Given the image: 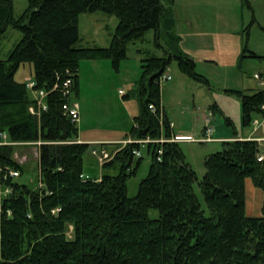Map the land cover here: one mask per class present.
I'll return each mask as SVG.
<instances>
[{"label":"trees","instance_id":"1","mask_svg":"<svg viewBox=\"0 0 264 264\" xmlns=\"http://www.w3.org/2000/svg\"><path fill=\"white\" fill-rule=\"evenodd\" d=\"M175 4L30 0L16 16L13 0H0V43L9 28L22 33L9 56L0 59V139L5 132L14 142H42L40 177L34 184L9 175L11 170L21 175L24 165L14 156L15 145L0 146L1 184L10 188L0 201V264H264V216L246 212V179L264 193V143L241 139L235 131L232 140L223 141L222 150L205 157L201 181L179 142L147 143L150 170L134 197L127 192L128 180L143 159L134 153L142 149L137 142L114 144L111 153L116 152L102 165L101 177L82 176L88 150L107 143L79 142L77 121L63 110L65 102L77 101L81 61L110 59L119 71L128 44L155 31L164 55L142 59L136 88L139 113L124 139L174 136L161 93V78L173 61L189 78L211 85L181 46ZM94 12L117 17L111 43L78 47L80 16ZM251 22H256L254 16ZM243 34L238 64L247 58L264 60L248 47L249 27ZM24 63L33 65L35 88L49 92L39 117L30 112L35 98L27 82L15 78ZM68 77L73 84L66 94L62 85ZM230 91L241 99L245 126L264 115V89ZM210 108L220 111L216 102ZM225 119L235 129L233 119ZM196 182L204 202L194 190ZM151 209L159 217L150 218Z\"/></svg>","mask_w":264,"mask_h":264},{"label":"rangeland","instance_id":"2","mask_svg":"<svg viewBox=\"0 0 264 264\" xmlns=\"http://www.w3.org/2000/svg\"><path fill=\"white\" fill-rule=\"evenodd\" d=\"M29 1L13 0L16 16L25 11ZM182 1L187 4L203 2L202 5L204 6L216 5V17L219 23L229 20L230 27L233 24L232 30L235 33L241 32L243 48L245 44L243 31L249 27L248 47L257 54L264 55V0ZM211 13L209 11V14ZM253 16L256 18L255 23L251 22ZM243 20L244 23H242ZM117 24V17L108 16L102 12L82 14L79 20L81 40L76 46H109ZM21 37L22 33L20 31L13 28L8 29L0 43V59H6L9 56ZM149 55H164V50L155 43V31L153 29L146 33L144 40L128 44V57L122 60L119 71L113 67L110 59H86L81 61L79 70L80 88L77 98L81 113L77 122L80 137L89 139V137L97 135L118 134L121 138H124L130 132L134 124V115L139 113L136 88L137 81L142 73V59ZM196 70L209 78L210 86L197 82L183 74L176 61H173L166 71V74H171L172 78L162 80V103L169 117L177 125L176 127L182 129L184 126L190 125L194 129L191 132L199 137L207 116L211 118L214 126L215 122L228 126L225 116H229L235 124V129L229 126L233 130L232 135H235V131H237V135L242 133L246 136L249 135L253 125L245 126L243 124L241 99L230 90L250 89L253 91L258 89L260 86L253 76L259 71H264V60L247 58L235 66L199 63ZM27 77L32 79L34 77L33 65L30 63L22 64L15 76L16 80L20 82H26ZM170 83L175 86L173 90L169 88ZM215 102L220 111L213 113L210 107ZM118 130L120 133L114 132ZM259 133L263 134L262 131ZM8 141L11 140L8 139ZM124 141L120 143L121 146L126 145ZM12 145H15L14 156L24 165V171L20 176L15 177V180L21 183H38L40 177L38 147L40 144H19L16 142ZM181 147L186 154L188 163L195 169L198 180L201 181L206 171L205 157L210 153L222 150L223 142H184L181 143ZM114 148V145L107 146L109 152H113ZM95 149L100 148L96 147ZM141 155L143 159L136 174L128 180L127 193L130 197H134L138 193L140 181L148 175L150 170L151 155L147 152L146 145L142 147ZM99 164L103 165L99 160V156L94 155L91 149L88 150L85 154L84 174L98 177L101 170ZM5 189L6 187L1 184L0 179V200L4 196ZM194 190L201 201L204 202V194L199 182H196ZM149 217H159V211L151 209Z\"/></svg>","mask_w":264,"mask_h":264},{"label":"crops","instance_id":"3","mask_svg":"<svg viewBox=\"0 0 264 264\" xmlns=\"http://www.w3.org/2000/svg\"><path fill=\"white\" fill-rule=\"evenodd\" d=\"M175 1L177 32L182 37L181 46L183 50L190 54L196 60L197 64L203 63L213 64L217 66L237 65L239 57L243 50V37L240 31L235 33L232 30L233 24L230 27L229 20L219 23L218 18L216 17L217 6L214 4L204 6L202 5L203 2H189L190 4H187L182 0ZM209 11H211L212 13L209 14ZM242 23H244V20L242 21ZM174 87V84L170 83L169 88L173 90ZM258 89H260V87ZM163 107L164 110H166L164 105ZM208 117L209 116H207L206 119ZM171 121L174 129V138L176 142H179L180 144L184 142L205 143L201 140V138L203 137L206 120L205 125L203 126L202 133L199 137H196L193 132H191L194 129L190 125H186L182 129H179L176 127L177 125L172 119ZM114 132L120 133L119 130ZM232 133L233 130L229 126H225V124L223 123L215 122L213 133V137L215 138V140L211 141L210 143L232 140L234 136H236V134L232 135ZM250 135L251 132L247 136L242 133L239 135V138L248 139ZM78 140L79 142H87L92 144L107 143V145H105V148H107L108 145H114L116 143L120 144L125 139L121 138L118 134H103L102 136L97 135L89 137V139H85L83 137H80L79 134ZM101 175L102 166L100 170V175H98V177H101ZM246 194L247 214L249 216H264V193L260 188L254 185L253 181L250 178L246 179Z\"/></svg>","mask_w":264,"mask_h":264},{"label":"built area","instance_id":"4","mask_svg":"<svg viewBox=\"0 0 264 264\" xmlns=\"http://www.w3.org/2000/svg\"><path fill=\"white\" fill-rule=\"evenodd\" d=\"M254 79L258 82L259 86L261 89H264V71H260L254 74ZM172 76L170 74H165L162 76L161 78V83L163 79L169 80L171 79ZM26 82H27V87L31 90L33 97L35 98V103L30 106V111L32 112V114L34 115H41L42 110H45L47 108V104H46V96L49 93L46 90L43 89H37L35 88V81L34 79H32L31 77H27L26 78ZM73 84V79L71 77H68L64 83H63V89L65 91L66 94L70 93V88ZM58 84H56L54 86V89H57ZM150 107L153 109L154 106L150 105ZM264 110V104L261 107ZM63 110L64 113L68 116H70L74 121H79L80 118V106L79 103L77 101L74 102H65L63 104ZM251 124L253 125V129L251 131V135L248 139H252V140H257L260 143H264V115H259L257 117H255ZM262 131L263 134H260L259 132ZM213 133H214V126H213V121L211 120L210 117H208L206 119V125L204 128V133H203V137L201 138L202 141L204 142H211L214 141L215 138L213 137ZM1 139H0V146L1 145H12L15 144L16 142H12V141H8V137L7 134L5 132L1 133ZM165 141H175L174 136L172 138H168V139H151V138H145V139H140V140H134V139H127L126 141H124V143H131V142H137L139 143L142 147L145 146V144L150 143V142H165ZM19 143V142H18ZM42 142H29V144H41ZM19 144H28V143H19ZM160 153H162V149H160L159 151ZM92 153L94 155H98L99 156V160L101 162V164H104L105 162L110 161L113 157H114V153H110L107 149L105 148H100V149H93ZM135 155L137 157L141 156V149L135 150L134 151ZM261 158H264V153L261 155ZM1 164H0V169H1ZM9 175L13 176V177H18L20 176V172L19 171H10ZM84 178H89L90 176L88 175H82ZM10 192V188H6L4 194H7ZM1 201V200H0ZM0 211H1V207H0ZM56 210H53V212H55Z\"/></svg>","mask_w":264,"mask_h":264}]
</instances>
